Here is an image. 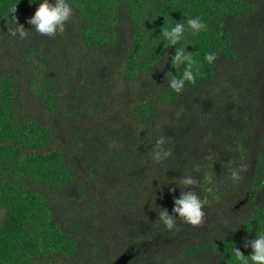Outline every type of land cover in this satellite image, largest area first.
Listing matches in <instances>:
<instances>
[{
	"label": "trees",
	"instance_id": "obj_1",
	"mask_svg": "<svg viewBox=\"0 0 264 264\" xmlns=\"http://www.w3.org/2000/svg\"><path fill=\"white\" fill-rule=\"evenodd\" d=\"M41 2L0 0V264H240L232 249L248 256L264 233V0H65L55 37L27 23ZM13 16L28 39L9 34ZM195 17L207 28L192 35ZM180 21L170 47L161 32ZM175 48L200 65L179 93ZM62 133L71 148L53 147ZM160 136L172 155L154 163ZM219 169L230 183L209 184ZM189 174L211 199L205 222L167 230L160 209Z\"/></svg>",
	"mask_w": 264,
	"mask_h": 264
},
{
	"label": "clouds",
	"instance_id": "obj_2",
	"mask_svg": "<svg viewBox=\"0 0 264 264\" xmlns=\"http://www.w3.org/2000/svg\"><path fill=\"white\" fill-rule=\"evenodd\" d=\"M15 7L11 9V13H15ZM73 10L71 6L65 2V0H55L54 3L50 0H42L35 10L34 15L28 19L27 23L33 26L36 32L48 37H55L57 34H62L65 31V23L72 17ZM16 24L15 29H10L9 34L11 36H19L21 40L28 39V31L16 22L15 16H13ZM187 30H190L192 35L200 33L202 30H206L207 25L199 17L187 19ZM186 31V26L183 21L176 22L173 27L164 28L161 35L167 40L170 47H175L182 39ZM186 48H175V54L171 57V65L173 68H177L184 65V70L180 78L173 76L169 81V87L175 92L179 93L184 89L185 82L192 84L196 83V78L193 72L194 67L199 72L200 65L193 59L192 53L185 50ZM205 61L209 64L213 63L217 56L215 53L206 54ZM166 138L160 136L155 141V147L151 155V159L154 163H160L172 155L170 149L165 147ZM248 164L241 162L240 165L233 169L230 174V179L238 181L241 179V173L247 171ZM194 171L199 172V166H196ZM179 183L183 186L180 187L179 198H175L172 208V214L167 209H160L159 220L162 222L167 230H173L177 224V220H181L184 223L190 224L193 227L203 225L205 222L204 207L208 203L206 199H201L193 187L198 181L191 175H186L180 178ZM211 178H209V184H211ZM211 190V189H210ZM170 192L175 191L174 188L169 189ZM245 248L251 247V254L245 256L238 248H233L232 252L234 257L240 264H249V259L252 264H264V233L256 235V237L244 244Z\"/></svg>",
	"mask_w": 264,
	"mask_h": 264
},
{
	"label": "rangeland",
	"instance_id": "obj_3",
	"mask_svg": "<svg viewBox=\"0 0 264 264\" xmlns=\"http://www.w3.org/2000/svg\"><path fill=\"white\" fill-rule=\"evenodd\" d=\"M101 124H103V123H101ZM62 128L66 129L65 127H62ZM61 135H62V137H60V140L58 142H56L53 145V147H55V148L57 147V148L62 149V150L71 148L73 146V144H72L73 141L71 140V136H69L66 133H62ZM106 157H108V156H106ZM83 163H84L83 160H81L77 163V166H79V169H80V173L85 175L86 183L93 184V178L90 176V173L87 171V169ZM102 163H103V161H99V167L100 168H101ZM249 166H250V163H249L248 167ZM97 169H99V168H96V170ZM252 169H253V167H252ZM222 174H223V176H221ZM227 175H228L227 171H225L224 169H219V170L213 171V174L209 178H211V181L215 179V183H216L215 185H224V184L230 183V181L222 180V178H224ZM94 179H97V178H94ZM98 179H99V177H98ZM208 183H209V179H208ZM236 193L237 192H235L234 195ZM200 194L202 196L201 198L208 200V203L211 201V199H208V197L206 195L202 194L201 191H200ZM229 199L230 198L228 197L227 202L229 201ZM247 202H248V198H246V195L243 194L241 196L234 197V204L233 205H234V208L237 210L243 209L244 207H248ZM225 211H226L225 209H222L223 214H225ZM204 212L206 213V210H204ZM226 215L228 216L230 214L228 212H226ZM184 232H185V234H187L190 231H186L184 229ZM193 232L195 233L196 231H193ZM189 234H192V233H189ZM182 235H184V234H182Z\"/></svg>",
	"mask_w": 264,
	"mask_h": 264
},
{
	"label": "water",
	"instance_id": "obj_4",
	"mask_svg": "<svg viewBox=\"0 0 264 264\" xmlns=\"http://www.w3.org/2000/svg\"><path fill=\"white\" fill-rule=\"evenodd\" d=\"M126 259H127L126 255H121L120 257H118L117 261L114 262V264H124Z\"/></svg>",
	"mask_w": 264,
	"mask_h": 264
}]
</instances>
